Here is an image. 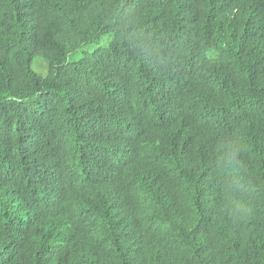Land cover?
<instances>
[{
	"label": "trees",
	"instance_id": "trees-1",
	"mask_svg": "<svg viewBox=\"0 0 264 264\" xmlns=\"http://www.w3.org/2000/svg\"><path fill=\"white\" fill-rule=\"evenodd\" d=\"M0 264H264V0H0Z\"/></svg>",
	"mask_w": 264,
	"mask_h": 264
},
{
	"label": "rangeland",
	"instance_id": "rangeland-1",
	"mask_svg": "<svg viewBox=\"0 0 264 264\" xmlns=\"http://www.w3.org/2000/svg\"><path fill=\"white\" fill-rule=\"evenodd\" d=\"M112 40V35L104 34L98 42H91L85 44L81 47V49L70 56L71 61L80 60L85 54L95 51L97 48L101 46L108 45ZM32 68L34 71L41 75H47L49 73V63L42 56H36L32 62Z\"/></svg>",
	"mask_w": 264,
	"mask_h": 264
}]
</instances>
